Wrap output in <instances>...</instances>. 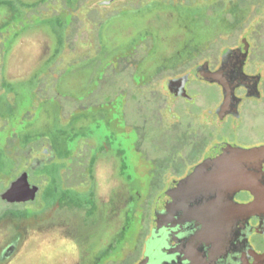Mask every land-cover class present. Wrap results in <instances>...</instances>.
<instances>
[{
  "label": "rangeland",
  "instance_id": "1",
  "mask_svg": "<svg viewBox=\"0 0 264 264\" xmlns=\"http://www.w3.org/2000/svg\"><path fill=\"white\" fill-rule=\"evenodd\" d=\"M2 1L7 5L0 8V264H65V254L81 251L79 227L68 218H74L76 195L91 188L82 163L92 151L88 158L77 156L84 142L97 145L107 136L114 175L126 168L124 184L107 205L109 228L102 222L96 229L98 245L85 264H113L110 260L121 258V243L125 251L131 248L142 226L140 202L133 198L135 192L146 194L141 173L150 169V159L174 146L165 112L155 120L148 113L155 103L145 105L148 117L140 121L133 117L131 96L145 91L142 85L152 80L160 57H184L207 41L214 50L223 34L215 28L219 19L228 27L238 25L230 38H255L256 58L264 61V0ZM104 1L111 5L101 7ZM193 89L201 100L215 97L212 86L196 84ZM262 104L259 115L240 126L246 134L239 138L264 135ZM176 106L182 113L186 105ZM125 111L131 125L123 123ZM190 111L198 115L196 107ZM186 116L179 119L182 128ZM134 125L143 133V156L133 149ZM46 150L51 159L34 167L36 159H47ZM23 172L38 188L35 200L2 201V193ZM137 258L127 255L117 264Z\"/></svg>",
  "mask_w": 264,
  "mask_h": 264
},
{
  "label": "flooded vegetation",
  "instance_id": "2",
  "mask_svg": "<svg viewBox=\"0 0 264 264\" xmlns=\"http://www.w3.org/2000/svg\"><path fill=\"white\" fill-rule=\"evenodd\" d=\"M2 2L0 0V8L7 5ZM99 5L111 4L104 1ZM219 31L223 34L218 37L214 50L210 48L212 42L207 41L203 49L196 48L184 57H160L152 80L142 85L145 91L131 96L133 117L140 121H146L145 108H149L146 107L149 104L155 103L148 112L155 120L162 118L161 113L165 112L173 131L174 146L156 159L145 157L150 159V169L141 173L146 180V194L144 197L138 192L133 194L134 200L140 202L142 226L131 248L125 251V242L121 243V258L110 257L113 264L133 254H138V258L132 264H264V160L261 165L247 167L244 173H227L224 162L231 157L224 154L223 149H216L225 145L243 149L264 145V135L250 140L239 138L243 132L246 134L240 126L259 115L263 105L264 61L256 58L255 38L251 42L246 37L230 38L231 32L226 31V26ZM196 84L214 87V99L201 100L193 91ZM178 104L186 105L183 114ZM191 107L197 108L198 115L191 113ZM184 116L187 120L182 128L179 119ZM129 122L125 111L123 123L131 125ZM77 127L80 128L79 122ZM131 128L136 135L133 149L143 156L146 149L143 133L137 125ZM110 142L111 137L107 136L97 145L87 140L80 148L77 157L85 153L88 158L92 151L89 159L82 163L91 180V190L83 197L76 195L74 218H68V223L79 227L76 230L81 251L77 250L76 256L65 254L62 263L85 264L95 254L96 229L102 222L109 228L107 205L115 189L123 188L126 169L120 167L119 176L114 175ZM44 153L47 159H36L34 167L51 159L47 150ZM205 161L209 164L204 171L197 172ZM23 173L28 180V173ZM237 178H242L243 182ZM118 194L116 197L120 199L122 194ZM79 199H90L93 203L87 202L85 206ZM65 211L62 210L68 216ZM15 247L10 251L14 252Z\"/></svg>",
  "mask_w": 264,
  "mask_h": 264
},
{
  "label": "water",
  "instance_id": "3",
  "mask_svg": "<svg viewBox=\"0 0 264 264\" xmlns=\"http://www.w3.org/2000/svg\"><path fill=\"white\" fill-rule=\"evenodd\" d=\"M216 149H223V153L230 156L231 159L224 162V171L227 173H244L247 167L251 165H261L264 160V145L249 149L237 148L232 146H218ZM209 164L205 161L197 170V172H203L204 168ZM191 174L186 180L187 183L196 173ZM237 178L236 180H238ZM243 182V179H239ZM38 191L36 186H30L27 180V174H21L10 187L4 191L1 195V199L8 203H23L32 201Z\"/></svg>",
  "mask_w": 264,
  "mask_h": 264
},
{
  "label": "trees",
  "instance_id": "4",
  "mask_svg": "<svg viewBox=\"0 0 264 264\" xmlns=\"http://www.w3.org/2000/svg\"><path fill=\"white\" fill-rule=\"evenodd\" d=\"M224 21V20H223ZM218 25L215 27L217 30L216 31H219V29H220V27L221 28H223V26H225V25H227L226 23L224 24L222 21H221V19H219L218 20ZM225 22V21H224ZM237 23V22H236ZM219 24L221 25V26H219ZM224 24V25H223ZM236 26H238V25H234V24H229V27H228V25L226 26V31H228V32H231V31H233L235 28H236ZM220 32V31H219ZM218 32V33H219Z\"/></svg>",
  "mask_w": 264,
  "mask_h": 264
}]
</instances>
